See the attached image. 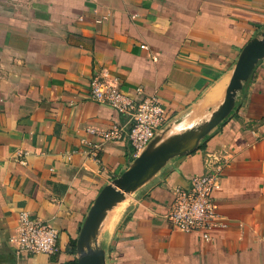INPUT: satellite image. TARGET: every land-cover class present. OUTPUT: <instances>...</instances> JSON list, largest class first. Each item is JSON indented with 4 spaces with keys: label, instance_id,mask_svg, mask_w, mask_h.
<instances>
[{
    "label": "crops",
    "instance_id": "0c3cea01",
    "mask_svg": "<svg viewBox=\"0 0 264 264\" xmlns=\"http://www.w3.org/2000/svg\"><path fill=\"white\" fill-rule=\"evenodd\" d=\"M262 32L264 0H0V264H77L94 198L136 157L126 137L90 132L124 122L89 98L94 74L105 67L123 89L160 98L172 114L160 144L210 119L242 47ZM223 151L210 240L172 229L173 189ZM22 211L58 230L55 253L18 252ZM111 211L96 231L106 264H264V58L198 147Z\"/></svg>",
    "mask_w": 264,
    "mask_h": 264
},
{
    "label": "built area",
    "instance_id": "2783aa9c",
    "mask_svg": "<svg viewBox=\"0 0 264 264\" xmlns=\"http://www.w3.org/2000/svg\"><path fill=\"white\" fill-rule=\"evenodd\" d=\"M141 88L128 91L120 86L117 76L105 67L94 74L88 82V95L93 101L110 106L123 115L122 125H112L103 130H90L103 142L126 137L134 156L169 123L172 114L157 95L138 97ZM94 156L98 144H93ZM225 151L207 152L204 155V171L191 178L190 187L173 189L174 199L166 214L172 229L185 232H200L210 240V231L220 222L212 190L217 186L224 168L230 163ZM58 230L48 223L31 217L27 211L18 215V252L32 255H50L58 250Z\"/></svg>",
    "mask_w": 264,
    "mask_h": 264
},
{
    "label": "water",
    "instance_id": "95a60500",
    "mask_svg": "<svg viewBox=\"0 0 264 264\" xmlns=\"http://www.w3.org/2000/svg\"><path fill=\"white\" fill-rule=\"evenodd\" d=\"M263 58L264 32L258 37L251 38L242 47L226 87L224 99L206 123L196 131L187 132L159 144L169 121L126 170L111 183L101 187L87 212L76 241L77 264H106L105 250L98 246L94 248L92 245L96 241L97 228L105 215L124 200L127 194L149 180L169 159L196 149L211 129L231 113L236 92L242 88L243 83L249 79L255 66Z\"/></svg>",
    "mask_w": 264,
    "mask_h": 264
},
{
    "label": "rangeland",
    "instance_id": "374dc122",
    "mask_svg": "<svg viewBox=\"0 0 264 264\" xmlns=\"http://www.w3.org/2000/svg\"><path fill=\"white\" fill-rule=\"evenodd\" d=\"M122 207H123V200H122L120 203H118V204L112 209L111 214L113 213V214H115V215L118 216V215L120 214V212L122 211ZM92 245H93L94 248H96V247H97V243H96V241L93 242Z\"/></svg>",
    "mask_w": 264,
    "mask_h": 264
},
{
    "label": "trees",
    "instance_id": "16d2710c",
    "mask_svg": "<svg viewBox=\"0 0 264 264\" xmlns=\"http://www.w3.org/2000/svg\"><path fill=\"white\" fill-rule=\"evenodd\" d=\"M72 246H73V247L75 246V241H72Z\"/></svg>",
    "mask_w": 264,
    "mask_h": 264
},
{
    "label": "bare ground",
    "instance_id": "6f19581e",
    "mask_svg": "<svg viewBox=\"0 0 264 264\" xmlns=\"http://www.w3.org/2000/svg\"><path fill=\"white\" fill-rule=\"evenodd\" d=\"M211 96V95H210Z\"/></svg>",
    "mask_w": 264,
    "mask_h": 264
}]
</instances>
